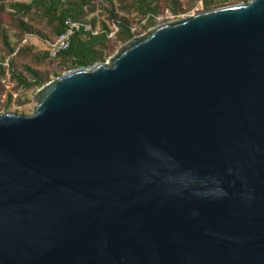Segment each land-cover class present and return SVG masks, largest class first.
Masks as SVG:
<instances>
[{
    "label": "water",
    "instance_id": "water-1",
    "mask_svg": "<svg viewBox=\"0 0 264 264\" xmlns=\"http://www.w3.org/2000/svg\"><path fill=\"white\" fill-rule=\"evenodd\" d=\"M0 113V264H264V0L160 22Z\"/></svg>",
    "mask_w": 264,
    "mask_h": 264
},
{
    "label": "trees",
    "instance_id": "trees-1",
    "mask_svg": "<svg viewBox=\"0 0 264 264\" xmlns=\"http://www.w3.org/2000/svg\"><path fill=\"white\" fill-rule=\"evenodd\" d=\"M27 1L0 0V47L1 51L4 52V55L0 56V98L4 95L0 111L8 109L13 99L12 94L17 93L19 88L22 90H36L48 82L51 72L45 68L38 69L40 68L39 66L56 62L58 69L63 72L103 62L112 54L117 44H122L139 34L131 31V24L127 19L119 17L113 12L110 0ZM121 1L126 4V10L135 11L136 15L145 19L146 22L143 29L147 30L163 21L160 16H165L166 14L161 15L162 13L160 12L164 11L163 13H167L168 16L176 18L182 14L183 5H186L185 9L187 10L192 6L191 2H196L197 0H167L163 11H160L159 0ZM247 1L249 0H202V8L206 10ZM107 3L109 7H103V4ZM6 8L10 9L11 12L4 13ZM97 8L108 14L107 18L116 28L114 43H111V40L107 37L110 32L107 25L102 22L100 29L95 31V19H86ZM27 16L38 17L48 25H51V36H46L42 31L30 26L27 21L23 20ZM159 17L161 19L158 22L157 19ZM4 19L9 27L17 30L18 42L22 41V37L26 34L35 35L44 44V51L35 52L32 45L24 44L15 52L14 46L8 38L7 31L3 27ZM66 20L78 23L82 27L73 33L66 50L58 52L54 59H49L46 49L63 31ZM83 26H88L89 30H84ZM12 54L13 56L9 57ZM6 57H9V59L5 60ZM52 74L54 75V73ZM9 84H11L10 90ZM6 87H8V91Z\"/></svg>",
    "mask_w": 264,
    "mask_h": 264
},
{
    "label": "rangeland",
    "instance_id": "rangeland-1",
    "mask_svg": "<svg viewBox=\"0 0 264 264\" xmlns=\"http://www.w3.org/2000/svg\"><path fill=\"white\" fill-rule=\"evenodd\" d=\"M13 1L28 2L27 0H13ZM166 2H167V0H159V5L161 7L160 11H163V8L166 5ZM110 4L112 5L113 12L117 16L123 17V18H125V19H127L129 21V23L131 24V31L132 32H134V33L137 32L139 34H142V33L147 31L146 29H143L144 24L146 22L145 19H142L138 15H136L135 11L126 10L127 9L126 8V4L123 3V1H121V0H110ZM191 5L192 6L189 9H187V10L185 9L186 5H183L182 6V9H183L182 14H180L176 18L193 14L194 13V8L196 7V2H191ZM103 7H105V8L109 7L108 3L107 4H103ZM10 12L11 11L8 8H6L4 10V13H10ZM163 12H160V13H162L161 15H164V14H166V15L165 16H160L162 18V20H163L162 22L176 19V18H172V17L168 16L167 13H163ZM107 16H108V14L105 13V11H103L100 8H97V9L94 10V12H92L89 16H87L86 19H90V18H94L95 19V22H94L95 31H98L100 29L102 22L105 25H107V27H108V29L110 31L107 37L111 40V43H114L113 39H114V35L116 33V28H115L114 24H112V22L107 18ZM160 17L157 19L158 21L161 19ZM23 20L27 21V23L30 26H32L34 29L42 31L44 34H46V36H51V25H48L44 20H41L38 17H33V16H27V17L23 18ZM3 27L7 31L8 38L10 40V43L14 46V51L15 52L17 51V49L20 46H22L24 44L32 45L33 50L35 52L44 51V48H45L44 44L35 35L26 34V35H24L22 37L23 38L22 41L18 42V32H17V30H14L13 28L9 27L5 23V19H4ZM139 34H137V35H139ZM122 44H117L116 48L114 49L112 54ZM112 54H110V55H112ZM3 55H4V52L1 51V47H0V56H3ZM11 56H13V54L10 55L9 57H11ZM9 57H6L5 60H8ZM107 58H106V60H107ZM34 67L38 68L37 66H34ZM39 67L40 68H38V69L45 68V69H48V71L51 72L50 73V78H49L48 81L52 80L54 77H56V76H58V75H60L61 73L64 72V71L61 72V70L58 69L56 62H51L49 64H45V65H42V66H39ZM52 73H54V75H56V76H54ZM10 86H11V84H9V90H10ZM6 89L8 91V87H6ZM35 91L36 90H33V89L22 90L21 88H19L17 93H13L12 94V95H14V97H12L13 99H12L8 109L6 111H0V113H14V114H17V115H29L31 113V111H32V108L34 107V104L32 103L31 99H32V95H33V93ZM3 101H4V95H2L1 98H0V105H2Z\"/></svg>",
    "mask_w": 264,
    "mask_h": 264
},
{
    "label": "built area",
    "instance_id": "built-area-1",
    "mask_svg": "<svg viewBox=\"0 0 264 264\" xmlns=\"http://www.w3.org/2000/svg\"><path fill=\"white\" fill-rule=\"evenodd\" d=\"M202 10V0H197L196 7L194 8V13ZM80 27H82L80 24L72 22L70 20H66L64 22L63 31L55 38L53 43L49 44L48 48L46 49L48 58L54 59L58 52L66 50L69 46L71 36L74 32L78 31ZM83 29L87 31L89 30V27L83 26ZM12 97H14V95H12Z\"/></svg>",
    "mask_w": 264,
    "mask_h": 264
}]
</instances>
